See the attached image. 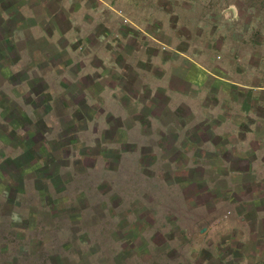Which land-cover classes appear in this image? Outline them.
Masks as SVG:
<instances>
[{
	"label": "rangeland",
	"instance_id": "1",
	"mask_svg": "<svg viewBox=\"0 0 264 264\" xmlns=\"http://www.w3.org/2000/svg\"><path fill=\"white\" fill-rule=\"evenodd\" d=\"M116 1L129 15L109 9L107 26L87 34L83 29L97 18L85 8L99 1L72 0L76 26L83 27L78 34L61 0H0V264H255L234 229L150 225L155 210L147 209V168L139 166L154 157L143 150L139 158L135 145L122 143L141 135L134 117L152 112L147 104L133 115L140 90L133 68L148 64L124 62L123 49L133 52L144 41L124 45L119 38L138 33L124 17L143 22L147 16V29L170 42L178 18L189 23L178 32L197 38L200 25L212 46L222 42L221 27L232 35L235 55L249 53L253 63L264 64V0ZM43 20L50 32L61 31L60 43L35 37L41 26L35 23ZM106 49L121 69L103 67ZM155 52L147 47L149 55ZM113 86L126 92L116 98L123 111L112 105ZM159 96L165 100L160 90ZM137 99L140 108L146 96ZM113 108L131 117L109 114ZM211 219H201V226Z\"/></svg>",
	"mask_w": 264,
	"mask_h": 264
},
{
	"label": "crops",
	"instance_id": "2",
	"mask_svg": "<svg viewBox=\"0 0 264 264\" xmlns=\"http://www.w3.org/2000/svg\"><path fill=\"white\" fill-rule=\"evenodd\" d=\"M61 1L62 12L67 13L68 18L74 22L72 25L79 28L78 34L81 33L83 27L76 26L78 21L74 16L76 10L73 11L72 0ZM98 1L97 6L85 8L87 13L93 14L97 19L91 27L86 26L91 29H83V33H92L96 25L107 26L105 14L109 9L115 13L122 10L120 15H129L124 13L123 8L117 7L116 0ZM16 7L20 12L26 11L24 5ZM176 13L178 12L168 14ZM124 19L132 31L137 30L138 33L122 35V38L116 34V39L125 41L124 45L132 40L144 41L133 52L123 49L124 62L133 67L132 59L136 58L148 64L144 68H133L140 77L138 94L146 96V99L142 100L139 108V102L136 101L139 100V95L134 99L129 98L136 104L133 115L141 113L147 104L152 107V112L147 114L144 111L140 114L141 117H134L140 122L136 131H141V135L134 140H122V143L135 145L133 154L139 158L143 150L154 157L151 162L139 166L140 169L147 168V209L155 210V221L150 225L156 227L153 225L159 223L162 228H173L176 224L182 228H191L193 225V228H220L218 231L224 229L225 232L226 229H234L238 234L236 242L240 248L253 250L251 259L255 264H262L263 59L259 63H253L249 53L242 57L235 55L229 46L234 39L221 27L216 28L222 36V42L217 47L212 46L211 34L208 41L202 39L205 31L200 25H196L198 31L201 30L197 38L178 32L189 24L178 18L171 29L174 37L170 42L163 41L147 29V16L143 22L134 19L130 21L127 17ZM45 22L47 21L35 23L41 25L34 28L35 37H45L49 41L60 43L61 31L60 34L55 29L50 32V29L44 27ZM216 24L219 26L218 22ZM115 29L114 27L111 31ZM63 35L66 36V31ZM162 44L166 48L163 49ZM181 44L186 47L182 48ZM147 47L156 49L154 55L147 53ZM105 51L100 56L103 67L121 69L112 50ZM168 53L171 56L165 57ZM156 68L161 70V75H154ZM104 77L103 74L100 79ZM159 90L165 100L157 97ZM120 91L119 87H111V97L115 102L112 105L119 107V112L123 109L120 100L116 98H120L119 95L126 96V92ZM104 104L102 101L101 105ZM114 111L115 108L109 114H116V117L125 120L131 117L130 114H117ZM144 122H148L147 132H144L147 127H144ZM172 175L180 176L181 179L175 178L173 181ZM222 194H227V197H222ZM233 196L237 198L233 199ZM220 209L223 214L216 216ZM169 217H174L175 223ZM205 217L213 219L206 226H201L200 220ZM227 242L224 241V244ZM202 264H205V260Z\"/></svg>",
	"mask_w": 264,
	"mask_h": 264
}]
</instances>
